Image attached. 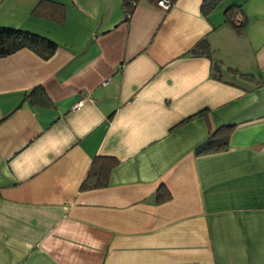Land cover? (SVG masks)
Wrapping results in <instances>:
<instances>
[{
    "label": "crops",
    "instance_id": "1",
    "mask_svg": "<svg viewBox=\"0 0 264 264\" xmlns=\"http://www.w3.org/2000/svg\"><path fill=\"white\" fill-rule=\"evenodd\" d=\"M41 1L0 0V26L58 45L0 59V264H264V0H142L128 21L121 0H52L62 23ZM224 126L229 150L198 156ZM98 157L119 164L82 190Z\"/></svg>",
    "mask_w": 264,
    "mask_h": 264
},
{
    "label": "trees",
    "instance_id": "2",
    "mask_svg": "<svg viewBox=\"0 0 264 264\" xmlns=\"http://www.w3.org/2000/svg\"><path fill=\"white\" fill-rule=\"evenodd\" d=\"M141 1L142 0H121V6L124 12V21H128L132 17ZM146 1L158 7V2L160 0ZM176 1L177 0H170L172 5H174ZM221 1L222 0H204L203 11L205 13L210 12ZM47 8H55L58 12V18L56 17V13H50L47 15L44 11V9L48 10ZM64 12V6L52 0H42L34 11L35 14H41L47 17H51L52 15L61 23L64 21ZM236 12L235 7L229 8L225 13V22L236 32L241 33L247 25V20H243L241 18L237 19L235 15ZM21 50H29L38 55L41 59L49 60L58 51V45L50 38L37 33L14 27L0 26V59L11 56ZM191 54L193 56H204L208 58H211L212 56L209 44L206 40L198 43L195 48L192 49ZM229 70L242 78L248 77L246 74L239 73L236 69L229 68ZM213 73L216 79L221 80L220 64L214 63ZM43 97L46 98L47 101V96L43 88L38 87L34 91L27 94L26 99L33 101ZM201 113L186 119L183 124L196 116L198 117L203 114ZM234 129L235 126H224L212 131L208 139L197 147L196 154L198 156H206L227 152L230 148V137ZM118 164V160L114 158H96L91 166L87 178L82 184L81 189L88 191L108 187L110 176Z\"/></svg>",
    "mask_w": 264,
    "mask_h": 264
},
{
    "label": "built area",
    "instance_id": "3",
    "mask_svg": "<svg viewBox=\"0 0 264 264\" xmlns=\"http://www.w3.org/2000/svg\"><path fill=\"white\" fill-rule=\"evenodd\" d=\"M158 7L164 11H169L173 7V5L170 0H160L158 2ZM81 105L82 104H78L77 108H80Z\"/></svg>",
    "mask_w": 264,
    "mask_h": 264
}]
</instances>
